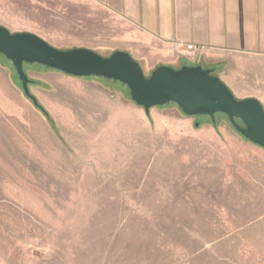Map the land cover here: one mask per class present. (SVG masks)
Returning a JSON list of instances; mask_svg holds the SVG:
<instances>
[{
	"label": "rangeland",
	"instance_id": "1",
	"mask_svg": "<svg viewBox=\"0 0 264 264\" xmlns=\"http://www.w3.org/2000/svg\"><path fill=\"white\" fill-rule=\"evenodd\" d=\"M55 7L41 17L52 46L123 50L146 76L158 66L121 17ZM23 69L48 115L0 54V264H264V148L225 114L146 113L119 81Z\"/></svg>",
	"mask_w": 264,
	"mask_h": 264
},
{
	"label": "crops",
	"instance_id": "2",
	"mask_svg": "<svg viewBox=\"0 0 264 264\" xmlns=\"http://www.w3.org/2000/svg\"><path fill=\"white\" fill-rule=\"evenodd\" d=\"M49 1L0 0V25L47 41L52 27L41 17H55V4L66 0ZM85 1L136 27L157 65L211 68L237 98L254 97L264 109V0ZM189 43L201 48L195 64L183 52Z\"/></svg>",
	"mask_w": 264,
	"mask_h": 264
},
{
	"label": "water",
	"instance_id": "3",
	"mask_svg": "<svg viewBox=\"0 0 264 264\" xmlns=\"http://www.w3.org/2000/svg\"><path fill=\"white\" fill-rule=\"evenodd\" d=\"M0 54L10 60L24 94L38 105L28 88L24 63H38L77 77L98 76L125 84L131 100L146 113L154 106L174 102L188 116L223 113L244 138L264 148V109L254 97L236 98L230 89L201 65L156 66L148 76L123 50L108 56L85 48L59 49L31 32H10L0 25Z\"/></svg>",
	"mask_w": 264,
	"mask_h": 264
},
{
	"label": "built area",
	"instance_id": "4",
	"mask_svg": "<svg viewBox=\"0 0 264 264\" xmlns=\"http://www.w3.org/2000/svg\"><path fill=\"white\" fill-rule=\"evenodd\" d=\"M183 50L188 59H193L196 57L199 51L198 47L191 43L186 44Z\"/></svg>",
	"mask_w": 264,
	"mask_h": 264
},
{
	"label": "trees",
	"instance_id": "5",
	"mask_svg": "<svg viewBox=\"0 0 264 264\" xmlns=\"http://www.w3.org/2000/svg\"><path fill=\"white\" fill-rule=\"evenodd\" d=\"M214 72V71H213ZM214 74V73H213ZM37 107L47 116V112L38 104Z\"/></svg>",
	"mask_w": 264,
	"mask_h": 264
}]
</instances>
